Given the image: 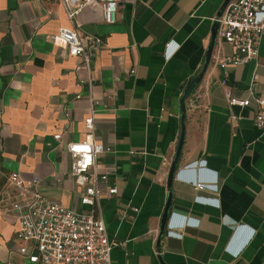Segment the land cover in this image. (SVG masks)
I'll return each instance as SVG.
<instances>
[{
	"label": "crops",
	"instance_id": "1",
	"mask_svg": "<svg viewBox=\"0 0 264 264\" xmlns=\"http://www.w3.org/2000/svg\"><path fill=\"white\" fill-rule=\"evenodd\" d=\"M224 1L120 0L114 24L103 22L99 8L76 16L85 36L103 42L91 58L93 134L107 150L98 170L117 187L109 195L102 186L99 197L111 264H264V128L253 124L251 99L264 98V38L256 60L221 69L234 50L216 35L203 79L186 100L167 188L180 98L203 68ZM69 26L61 0H0V155L7 173L38 178L43 198L82 213L89 207L80 203L66 146L87 133V87L77 86L85 73L52 41ZM225 92L249 106L229 108ZM188 180L217 190H195ZM169 193L165 232L174 228L169 221L192 223L178 230L181 238H159ZM16 232L14 216L0 212V264H32L18 253Z\"/></svg>",
	"mask_w": 264,
	"mask_h": 264
},
{
	"label": "built area",
	"instance_id": "2",
	"mask_svg": "<svg viewBox=\"0 0 264 264\" xmlns=\"http://www.w3.org/2000/svg\"><path fill=\"white\" fill-rule=\"evenodd\" d=\"M119 2L120 0H61L70 26L60 27L52 41L64 46L67 55L79 61L75 69H82L85 76L78 79L77 86L81 89L87 87L89 99V113L83 121L86 136L81 141L68 143L66 152L71 159L70 176L81 188L80 203L88 206L89 210L76 213L57 202L47 200L37 190L38 178L25 180L17 172L10 173L7 185L13 195L9 203L2 201L4 204H1L0 212L14 216L17 240L20 243L18 253L29 263L111 264L113 244L106 233L99 197L102 186L107 188L109 195L117 194V187L109 182L108 173H100L98 170V156L107 150L95 141L93 134L94 106L98 102L92 98L91 58L103 42L98 37L85 36L75 19L85 7L99 8L103 22L114 24ZM215 22L218 25L217 37L234 50L232 55L224 56L218 62L219 68L245 65L258 58L259 43L264 38V0H232ZM262 67L264 68V59ZM225 93L229 108H244L250 104L249 99H238L229 92ZM252 95L251 99L256 106L253 124L258 129H263L264 98ZM80 97V94L75 96L76 99ZM230 117L232 120L237 119L234 115ZM54 139L60 141L61 135H54ZM188 181L195 190H217L212 184ZM190 222L191 220L184 219L174 227L187 228L192 224ZM164 236L181 238L180 233L170 231L164 232ZM234 255L237 256L238 252Z\"/></svg>",
	"mask_w": 264,
	"mask_h": 264
},
{
	"label": "water",
	"instance_id": "3",
	"mask_svg": "<svg viewBox=\"0 0 264 264\" xmlns=\"http://www.w3.org/2000/svg\"><path fill=\"white\" fill-rule=\"evenodd\" d=\"M230 1L231 0H225L224 1V4H223L221 10L219 11V13L216 16L217 18H219L221 16L223 10L227 7V5L230 3ZM217 28H218L217 22H214L213 29H212L211 42H210L209 48L207 50L206 60H205V63L203 65V68L200 71V73L189 83V85L183 89V93H182V96L180 98V102H179V110L181 112L180 134H179V138H178L177 149H176V152H175V155H174V158L172 160V163H171V166L169 169V173H168V178H167V188L168 189L171 188V184H172V181L174 179L175 172L177 170V165H178L179 156L181 153V148L183 145L184 132H185L184 118H185V111H186V100L189 98V96L194 91V89L200 84L201 80L203 79L204 73L206 72V70L208 68V65L210 63L212 49H213V46H214L215 41H216ZM171 199H172L171 193H169L167 196L166 204H165V207H164V210L162 213V217H161L159 238L163 237L164 232H165L166 224H167L168 217H169V211H170V207H171Z\"/></svg>",
	"mask_w": 264,
	"mask_h": 264
},
{
	"label": "rangeland",
	"instance_id": "4",
	"mask_svg": "<svg viewBox=\"0 0 264 264\" xmlns=\"http://www.w3.org/2000/svg\"><path fill=\"white\" fill-rule=\"evenodd\" d=\"M8 175L9 173L5 172L0 166V207L1 204H4L2 201L5 198H7L8 197L7 195L10 193V190L8 189V185H7Z\"/></svg>",
	"mask_w": 264,
	"mask_h": 264
},
{
	"label": "clouds",
	"instance_id": "5",
	"mask_svg": "<svg viewBox=\"0 0 264 264\" xmlns=\"http://www.w3.org/2000/svg\"><path fill=\"white\" fill-rule=\"evenodd\" d=\"M169 227H174V225L172 224V221H171V223H170V221H169ZM173 225V226H172ZM168 227V226H167ZM185 227L184 226H182V227H177V226H175L174 228H172V229H169V230H167V231H170V232H174V233H179V231L180 230H183ZM179 230V231H178Z\"/></svg>",
	"mask_w": 264,
	"mask_h": 264
},
{
	"label": "trees",
	"instance_id": "6",
	"mask_svg": "<svg viewBox=\"0 0 264 264\" xmlns=\"http://www.w3.org/2000/svg\"><path fill=\"white\" fill-rule=\"evenodd\" d=\"M0 166H1V168L5 171V172H7L6 170L7 169H5L6 167L3 165V163H2V158H1V155H0Z\"/></svg>",
	"mask_w": 264,
	"mask_h": 264
}]
</instances>
